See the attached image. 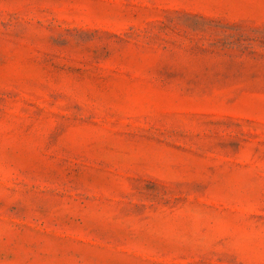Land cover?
<instances>
[{"label":"rangeland","instance_id":"obj_1","mask_svg":"<svg viewBox=\"0 0 264 264\" xmlns=\"http://www.w3.org/2000/svg\"><path fill=\"white\" fill-rule=\"evenodd\" d=\"M0 264H264V0H0Z\"/></svg>","mask_w":264,"mask_h":264}]
</instances>
